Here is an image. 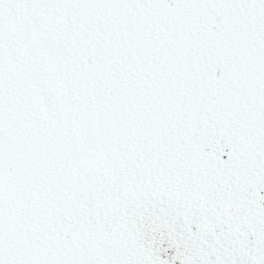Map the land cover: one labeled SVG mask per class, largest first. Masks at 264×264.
I'll return each instance as SVG.
<instances>
[{"label": "snow or ice", "instance_id": "1", "mask_svg": "<svg viewBox=\"0 0 264 264\" xmlns=\"http://www.w3.org/2000/svg\"><path fill=\"white\" fill-rule=\"evenodd\" d=\"M0 264H264V0H0Z\"/></svg>", "mask_w": 264, "mask_h": 264}]
</instances>
